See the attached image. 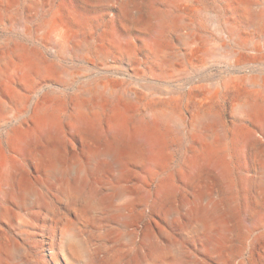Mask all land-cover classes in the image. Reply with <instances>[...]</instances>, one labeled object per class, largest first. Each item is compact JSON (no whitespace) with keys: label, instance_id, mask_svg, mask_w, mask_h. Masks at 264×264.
Wrapping results in <instances>:
<instances>
[{"label":"rangeland","instance_id":"obj_1","mask_svg":"<svg viewBox=\"0 0 264 264\" xmlns=\"http://www.w3.org/2000/svg\"><path fill=\"white\" fill-rule=\"evenodd\" d=\"M38 104L59 136L37 132ZM251 104L264 106V0H0V264H264V109ZM157 110L170 117L153 121ZM117 118L156 137L150 172L144 150L112 133ZM115 145L141 157L123 198L111 162L88 153ZM202 188L228 213L221 251L208 250L216 221L185 231ZM247 210L259 222L244 223Z\"/></svg>","mask_w":264,"mask_h":264},{"label":"bare ground","instance_id":"obj_2","mask_svg":"<svg viewBox=\"0 0 264 264\" xmlns=\"http://www.w3.org/2000/svg\"><path fill=\"white\" fill-rule=\"evenodd\" d=\"M155 17L157 19H161L158 15H156ZM257 18H258V16L256 14L252 15L251 16L252 22L257 21ZM160 22H162V21H160ZM161 25H162L161 27H163V23ZM64 37L66 38V36H64ZM13 50L22 51L24 49L22 47H18V45H17L16 47L13 48ZM76 107L78 109L77 111L82 112V110H83L82 103L76 104ZM262 109H264V106L261 104H251V105L246 106L247 112L255 111V114ZM35 113H36V116H34V117H35L36 122H37V126H38L37 132L38 133H40L42 136H47V135L59 136L60 135L59 127H58V125L54 119V113L48 111V109L45 107V104H38ZM23 116H24V114L21 111H12L11 112V117H13L11 119L21 121L22 125L25 124ZM169 117L170 116L165 111L157 110L156 112H154L152 114L151 119L153 121H162V120L167 119ZM79 118H81V117L79 116ZM203 118H204L203 116L198 117L197 121L200 123H203L205 125L206 131L212 130L213 128H215L219 124V119L215 116H208L204 119ZM80 120L82 122H85V120L82 118ZM176 127L178 128L179 126L177 125ZM22 130H24V128ZM111 131L116 136H124V137L129 138L131 141L134 142L135 147H137V148L141 147L144 150V154L146 155V157L148 159L147 171L150 172L151 169H154L157 166V159H156L157 143H156V137H154V135L146 134V133H144V134L140 133V134H135V135L129 134V132L126 129L125 124L119 118H117L115 120L113 128L111 129ZM23 133H24V131H23ZM23 133L21 131H19L18 135L16 134V136H17L16 141H18V143H20V144H23L27 140V137H28V135L26 136ZM218 142H222V138H219ZM210 152H211L210 147L204 148V155H205L206 160L207 161L210 160L212 162L211 157H210L211 156ZM88 153H89V158L93 161H96L99 158L100 159L105 158V160H108L111 162V166L113 167V171H114V174L112 177V183H111L112 186L110 188L111 189V196L117 197V198H123V197L127 196L128 190L121 183L123 182L122 180L124 179V177L127 173V166L130 163H133V162L137 163L140 161L141 157L139 154H137L136 148L130 147L128 149H126V148L122 149L119 146L115 145L111 149L101 151V150H98L97 148L93 147V148H91L90 152H88ZM48 154H49V156H54V155H57L58 152L54 149H51L48 152ZM214 165L216 167H218V169L220 171V174H219L220 179L225 181L226 175L228 173L227 165L220 162V161H218L217 163H214ZM52 166H54V164ZM52 166H50V167L52 168ZM102 172L103 171L100 170L99 173H102ZM27 189H28V191H27L28 193H32L34 191L33 186H30V185L27 187ZM96 191H98V190H96V186H95V188H93L91 190V193L95 194ZM90 198H92V197H90ZM190 206H191L190 207L191 212L188 213V215H189L191 221L187 224L185 231L187 230V233H189L191 230H195V231L197 230L198 231L199 229H203V228L208 229L212 225L213 221H216L219 224V227L215 231L211 230V232H213V231L215 232V235L213 236L214 240H212V243L208 246V250L213 252V251H218L220 249H223L226 245V242H227V239H228L229 233H230V228H229V225L227 224L228 223V213L226 211V207H225L224 202L218 198L211 197V193L209 192L208 188H202L201 190H199L197 192L196 200H194V202L190 203ZM119 210H120L119 213L121 214L120 216H122L124 218V220H129L130 217L132 218L131 207H130V203L128 201L126 203H124L122 206H120ZM255 220H256V218L253 216L252 212L247 210L244 214L243 222L244 223L247 222V224L249 222L252 224L253 221H255ZM256 221L259 222V220H256ZM64 227L66 230L65 235L67 238L76 237V233L74 231V224L72 222H66ZM177 245L179 246L181 244L179 242H174V241L170 242L169 248H174ZM65 246L67 247V249L71 250L72 253L77 252V249L73 244H68ZM152 251L156 253L157 251H159V249H157L156 247H152ZM157 253H159V252H157ZM65 255H66V253H65ZM87 262H88V260H87ZM193 264H200V263L194 261Z\"/></svg>","mask_w":264,"mask_h":264}]
</instances>
